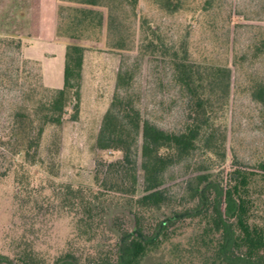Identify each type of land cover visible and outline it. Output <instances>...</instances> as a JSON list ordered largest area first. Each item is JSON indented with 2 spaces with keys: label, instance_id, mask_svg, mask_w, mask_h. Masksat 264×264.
<instances>
[{
  "label": "trees",
  "instance_id": "1",
  "mask_svg": "<svg viewBox=\"0 0 264 264\" xmlns=\"http://www.w3.org/2000/svg\"><path fill=\"white\" fill-rule=\"evenodd\" d=\"M72 1L81 4L72 6L68 16L73 29L100 26L104 17H110L106 0ZM124 1L131 7L137 4V0ZM100 5L106 7L105 15L93 7ZM23 42L20 36L0 34V45L18 48ZM252 44L253 53H264V33ZM83 49L77 43L65 44L61 85L40 83L32 114L22 115L20 139L27 164L36 159L44 125L61 123L69 98V115L77 116ZM170 63L172 78L186 97L181 126L166 130L143 117L127 91L132 73L119 67L94 144L118 149L120 156L102 163V175L94 176L95 186L56 182L43 191L31 185L27 166L14 174L13 214L18 220L5 232L0 264H142L143 255L170 240L184 217L195 219V225L183 242H173L174 264L193 260L264 264V195L225 188L222 183L226 149L219 111L227 102L230 67L191 60L182 42L170 48ZM247 90L258 104L264 127V77L252 78ZM262 153L252 162L240 163L264 171V148ZM185 158L192 160L194 172L174 200L162 186L164 173ZM231 160L236 162L234 157ZM54 211L69 215L71 235L50 253L41 247L39 233Z\"/></svg>",
  "mask_w": 264,
  "mask_h": 264
},
{
  "label": "rangeland",
  "instance_id": "2",
  "mask_svg": "<svg viewBox=\"0 0 264 264\" xmlns=\"http://www.w3.org/2000/svg\"><path fill=\"white\" fill-rule=\"evenodd\" d=\"M163 2L137 0L136 6L131 7L124 0H106L108 20L104 17L100 26L73 29L68 16L72 6L81 4L58 1L57 36L84 48L77 116L73 119L69 115V98L61 123L44 125L36 159L28 164L23 161L20 139L24 129L22 115L26 111L32 114L40 83L49 87L61 85L66 43L21 44L18 48L14 44L0 45V250L5 248V232L18 220L13 214L14 174L27 166L31 185L43 191L56 182L95 186L94 176L102 175V163L120 156L118 149L98 148L94 144L119 67L132 73L127 91L143 117L166 130L181 126L186 97L173 80L170 66V48H177L181 42L191 60L230 67L227 102L219 111L226 149L223 186L264 195V171L240 163L262 156L264 148L259 107L247 90L252 78L264 77V53L255 54L251 49L255 38L264 33V0ZM93 7L100 8L104 15L107 11L104 5ZM72 30L78 34L70 36ZM35 125L33 121L31 130ZM233 157L236 162L231 160ZM192 172L190 158L168 166L162 186L171 199H177ZM137 175L140 178L138 168ZM46 218L39 241L44 250L54 253L71 235L70 217L54 211ZM177 224L170 240L147 251L142 264H174L171 246L176 240L186 239L194 229L195 219L184 217Z\"/></svg>",
  "mask_w": 264,
  "mask_h": 264
},
{
  "label": "crops",
  "instance_id": "3",
  "mask_svg": "<svg viewBox=\"0 0 264 264\" xmlns=\"http://www.w3.org/2000/svg\"><path fill=\"white\" fill-rule=\"evenodd\" d=\"M58 1L0 0V33L20 36L23 44H65L56 34Z\"/></svg>",
  "mask_w": 264,
  "mask_h": 264
}]
</instances>
